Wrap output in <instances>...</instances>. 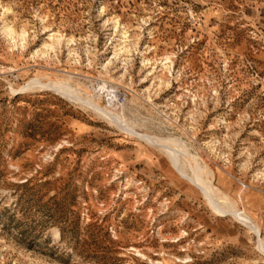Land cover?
I'll return each instance as SVG.
<instances>
[{"label":"rangeland","instance_id":"obj_1","mask_svg":"<svg viewBox=\"0 0 264 264\" xmlns=\"http://www.w3.org/2000/svg\"><path fill=\"white\" fill-rule=\"evenodd\" d=\"M260 241L264 0H0V264H264Z\"/></svg>","mask_w":264,"mask_h":264},{"label":"bare ground","instance_id":"obj_2","mask_svg":"<svg viewBox=\"0 0 264 264\" xmlns=\"http://www.w3.org/2000/svg\"><path fill=\"white\" fill-rule=\"evenodd\" d=\"M166 153L171 158V159L170 158L169 159L172 161L173 165L178 170H180L181 172H183L184 174H186V172L184 171V169H181V167L179 165V161L174 156L173 151L169 150V151H166ZM194 183H196L199 187H202L203 188V186L200 183H198L197 180H194ZM234 211H236V210H234ZM217 212H219V211H217ZM220 213H222L221 216H224L226 212L222 211ZM230 213H232L233 216L237 220H239L242 224H244L246 226V228L248 227L251 231H253L256 234V236L259 238V233L255 230L254 226L251 224V222L248 219L243 218L241 215L237 214V212L231 211ZM259 244H260V250L262 252H264V244L261 241L259 242Z\"/></svg>","mask_w":264,"mask_h":264},{"label":"crops","instance_id":"obj_3","mask_svg":"<svg viewBox=\"0 0 264 264\" xmlns=\"http://www.w3.org/2000/svg\"><path fill=\"white\" fill-rule=\"evenodd\" d=\"M261 225V224H260ZM262 226V225H261ZM262 229H263V227H262Z\"/></svg>","mask_w":264,"mask_h":264}]
</instances>
